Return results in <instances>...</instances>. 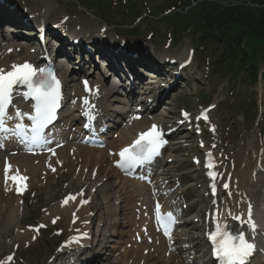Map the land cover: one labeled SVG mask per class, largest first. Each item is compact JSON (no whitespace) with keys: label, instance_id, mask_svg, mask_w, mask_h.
<instances>
[{"label":"snow or ice","instance_id":"1","mask_svg":"<svg viewBox=\"0 0 264 264\" xmlns=\"http://www.w3.org/2000/svg\"><path fill=\"white\" fill-rule=\"evenodd\" d=\"M44 73V69H35L28 63L13 65L11 70L8 71L0 69V133H11L18 137L21 142L36 146H44L49 143L44 135V130L56 118V110L60 106L61 94L59 81L50 73L47 75H44ZM18 85L26 86L27 91L24 93V98H30L34 101L32 105L33 111L31 113L21 112L19 109H16L14 115L9 114V108L13 106V92ZM85 90L90 91L87 82H85ZM82 106L85 109V115H89L91 108L94 107V105H90L86 98L83 100ZM25 117L31 121L30 126L23 123ZM204 118L207 119V116H204ZM13 119L20 122L16 123L15 127L10 129L7 127L6 122ZM161 136L162 133L158 131L156 125H153L148 132L141 133L140 137L132 145L120 151L119 156L121 159L117 162L118 167L127 171L137 165H143L149 162L158 153L159 147L164 143ZM48 150L53 151L52 149ZM53 154H55L54 151ZM208 155L211 156L210 153ZM10 167L6 163V184L9 179L18 183V185L19 182L27 179L26 177L18 175L9 177ZM207 167L212 168L214 165L210 162L207 164ZM208 174L212 177L213 181L217 179V173L210 171ZM215 187V183H213V191H215ZM223 187L227 189L229 184L224 183ZM16 190L17 192H21L23 188L18 186ZM69 199L75 200V196L70 194L63 203L66 204ZM86 202L83 201V203ZM155 215L158 224L163 227L164 234L171 238L169 225L175 223L173 213L168 212L162 215L160 205L157 204ZM234 219L239 220L240 217L235 216ZM248 223L254 230L255 224L251 221L250 211ZM40 227H43V225ZM37 231H39L38 228ZM209 239L213 246V253L220 260L221 264H245L247 257L251 255L254 248V245L245 238L243 232L233 234L227 230L226 226L221 228V226L217 225L216 231L209 234ZM12 260L13 257L8 256L6 261H0V264H8Z\"/></svg>","mask_w":264,"mask_h":264},{"label":"bare ground","instance_id":"2","mask_svg":"<svg viewBox=\"0 0 264 264\" xmlns=\"http://www.w3.org/2000/svg\"><path fill=\"white\" fill-rule=\"evenodd\" d=\"M48 6V5H47ZM49 8V6H48ZM29 56V55H28ZM12 58V56L7 57L6 59H0V67H4L8 65L6 63L7 59ZM122 142H115L118 147L126 140L128 139V135H123L122 136ZM129 141V140H128ZM120 144V145H119ZM70 151H72V148H68L65 151L61 150L58 154H56L53 158L58 159L60 158L61 162L65 161V169L69 168L72 172L71 175L72 177L69 179V181L66 183V188H65V193L66 196L64 200L69 197V195H74L75 198L78 199L76 200H71L69 199L68 202H75L72 203L71 205L66 203L62 207L54 208L52 210H55L53 214L56 218L58 216H64L66 219V223L68 226H74L77 223V217L81 218L82 212H79V210H74L75 207H78V203L81 199H85L88 197H92L94 199V202H106V205H111L114 200V197L112 195H109V193H113L116 195L117 193L114 192L112 185L110 186L108 182L103 181L102 177L100 176V171L102 170L104 164L107 162V153L103 152H91V150H86L84 148H78L77 151L75 152L74 155H69ZM97 154V155H95ZM26 161L29 160H23V159H18L17 161L14 162V164L20 166L23 165ZM249 163V162H248ZM28 169V174H31L32 180H36L38 183V180L41 178L39 174L35 172V170L39 169L38 166H32L29 165ZM24 168V167H23ZM22 168V169H23ZM1 171V170H0ZM60 171L56 175H60ZM41 173V172H40ZM107 173V171L105 172ZM0 174H2L0 172ZM54 176V175H50ZM56 184V185H55ZM52 185H55L54 187L58 189L59 187V182L53 181ZM2 187V184L0 182V188ZM48 187V186H46ZM63 187V185L61 186ZM41 188H44L41 186ZM69 188V189H68ZM241 191L246 194L245 189L242 188L241 186ZM244 189V190H243ZM2 191V189H1ZM82 193V195H81ZM250 193V192H249ZM48 194V193H47ZM48 196V195H47ZM116 199V198H115ZM117 200V199H116ZM17 203H19V200H17ZM116 205V204H115ZM4 204L0 203V207L3 208ZM72 206H75L72 208ZM19 206L13 208L14 214L18 215L19 214ZM72 208V209H69ZM84 214V213H83ZM256 213L250 211V215L254 216ZM107 217H110V213H106ZM241 216L243 217L242 219L245 220L247 216H249V211H244ZM70 217L72 219H70ZM146 249V248H144ZM143 249V250H144ZM140 250H135L132 254L137 255V259L139 258L138 253ZM123 264H129L127 262H123ZM134 264V263H133Z\"/></svg>","mask_w":264,"mask_h":264},{"label":"rangeland","instance_id":"3","mask_svg":"<svg viewBox=\"0 0 264 264\" xmlns=\"http://www.w3.org/2000/svg\"><path fill=\"white\" fill-rule=\"evenodd\" d=\"M164 2V4L166 3V0H162ZM65 4L67 5L65 7V9L69 6V5H73L74 6V3L72 2H65ZM64 4V5H65ZM161 4V0L159 1H156L154 3V6H158ZM76 6V5H75ZM73 10H75V8L71 7ZM37 9H42V6H41V3H40V0H39V3H38V6H37ZM85 15V14H84ZM87 21H89L88 23H91V21L89 19H86ZM82 21H85V20H82ZM227 87V86H226ZM255 89V88H253ZM235 94H232V96H234ZM232 96H230V100H232ZM257 98H259L257 96ZM256 98V99H257ZM235 105V104H234ZM232 105V102H228L224 108L226 109H231L229 112H226L225 114L229 115V116H239V113H234L235 112V108L238 107V105ZM234 106V107H233ZM220 113V112H219ZM237 118V117H236ZM241 119V118H239ZM220 122L223 123L224 120H222V117L220 118ZM237 121V119H235ZM255 119H253L250 124V126L248 128H244V127H238L237 130H235L233 127L230 128L229 130V125L227 124L223 131L225 133L224 135V145L227 146V147H232L231 150H235L237 148H239L240 146H242L245 142L244 138L245 137H249L251 134H253V128H254V125H255ZM237 126H235L236 128ZM230 131V132H229ZM64 176V175H63ZM65 178H67L66 176L63 178L65 180ZM60 191V189H58V192ZM42 195V196H41ZM40 198V199H39ZM56 199H59L60 196H55ZM33 201L36 202V205H35V211H34V214H30L31 216V220L32 223L36 224V222L39 220V221H44V220H47L45 216H41L40 214V210L45 206V196L44 194H40V197L36 198V199H33ZM34 202V204H35ZM27 215V214H26ZM45 217V218H44ZM1 221V220H0ZM48 221V220H47ZM33 225V224H32ZM62 225H64V221H62L60 223V225L57 228H61ZM2 228V227H1ZM53 230V229H52ZM52 230L48 231V232H44L43 233V237L45 238L44 239V245H39V243L42 241L43 238H39L38 235H34V234H31V233H28V232H25L24 234H20L22 236V239L20 240V243H21V247H20V250H26V247H30L31 249H34L36 248L37 250L36 251H32L31 253H33L34 255V258L35 260H37V263L38 264H43L45 261H46V257H47V253H50L54 244H55V241H56V238H54L55 240H53L52 238ZM59 230V229H58ZM3 234V232H2ZM2 234H0V241H1V237H2ZM48 236V237H46ZM33 237H35V239H33ZM10 252V249L7 247V245L3 244L0 242V254L4 253H8ZM39 255L40 256H43V259L40 261L39 259ZM116 263V262H115ZM114 263V264H115ZM113 264V263H112ZM117 264H122L121 262H118Z\"/></svg>","mask_w":264,"mask_h":264},{"label":"trees","instance_id":"4","mask_svg":"<svg viewBox=\"0 0 264 264\" xmlns=\"http://www.w3.org/2000/svg\"><path fill=\"white\" fill-rule=\"evenodd\" d=\"M264 3V0H260ZM224 20L221 22V26H225L230 23H237L238 25L250 27L257 36L264 37V16L258 21L253 13L249 11L237 10L234 12H228L223 14Z\"/></svg>","mask_w":264,"mask_h":264}]
</instances>
